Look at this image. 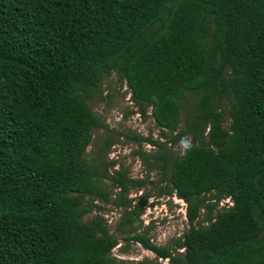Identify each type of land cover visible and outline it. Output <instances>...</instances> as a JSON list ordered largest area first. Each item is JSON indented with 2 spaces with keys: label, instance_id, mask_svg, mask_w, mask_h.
Returning <instances> with one entry per match:
<instances>
[{
  "label": "trees",
  "instance_id": "1",
  "mask_svg": "<svg viewBox=\"0 0 264 264\" xmlns=\"http://www.w3.org/2000/svg\"><path fill=\"white\" fill-rule=\"evenodd\" d=\"M114 72L164 135L186 114L184 152L149 164L170 168L189 227L154 243L134 226L149 193L122 195L125 239L171 264H264V0H0V264H152L114 256L106 218L86 219L111 200L87 148Z\"/></svg>",
  "mask_w": 264,
  "mask_h": 264
},
{
  "label": "rangeland",
  "instance_id": "2",
  "mask_svg": "<svg viewBox=\"0 0 264 264\" xmlns=\"http://www.w3.org/2000/svg\"><path fill=\"white\" fill-rule=\"evenodd\" d=\"M89 104L106 126L94 127L87 156L91 161L99 163L101 170L106 172L103 183L110 192L111 200L107 201L102 197L89 199L93 206L86 219L97 214H102L106 218L110 231L120 238V243L113 249L114 256L128 261L146 260L152 264H171L168 258H158L141 243L125 239L128 233L122 230H128L130 227L122 222L126 208L115 203V200L125 195L136 204L140 195L149 193L144 210L134 226L137 227L136 233H145L154 243L173 245L175 239L189 227L187 203L176 194H168L165 191L169 186L170 168L164 169L149 164L154 162V154L166 152L174 157L184 152L183 139L175 142L171 139L185 127L186 114L183 113L177 132L165 130L164 135L162 128L151 115V108L143 112L140 105L132 99L126 82L115 72L103 80L100 92L89 101ZM222 105L227 111L230 105L229 97H225ZM228 123L229 118L226 115L225 124ZM188 137L191 139V136ZM151 139L163 141L166 147L153 145ZM107 140H111L110 145L106 144ZM119 172L132 179H142L143 184L127 182L129 190L122 192L116 180L120 177ZM231 204V199L225 197L219 202L218 207H227Z\"/></svg>",
  "mask_w": 264,
  "mask_h": 264
},
{
  "label": "clouds",
  "instance_id": "3",
  "mask_svg": "<svg viewBox=\"0 0 264 264\" xmlns=\"http://www.w3.org/2000/svg\"><path fill=\"white\" fill-rule=\"evenodd\" d=\"M182 143H187V141H186V140H184V141H182Z\"/></svg>",
  "mask_w": 264,
  "mask_h": 264
}]
</instances>
